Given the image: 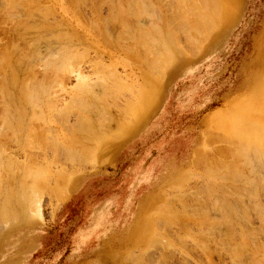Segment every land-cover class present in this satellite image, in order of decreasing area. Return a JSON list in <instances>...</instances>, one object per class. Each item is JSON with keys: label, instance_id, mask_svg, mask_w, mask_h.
<instances>
[{"label": "rangeland", "instance_id": "obj_1", "mask_svg": "<svg viewBox=\"0 0 264 264\" xmlns=\"http://www.w3.org/2000/svg\"><path fill=\"white\" fill-rule=\"evenodd\" d=\"M126 1L127 4L124 1L122 6L117 0H0V62L8 59L3 54L6 51L27 49L28 56L35 58L32 67L37 78H43L44 60L51 57L56 63L59 59L61 64L65 62L68 70L63 75L65 78L62 77L66 81L58 78L62 82L55 81L59 86L53 84L55 87L52 88L56 104L54 110L53 106L51 109L54 113L61 110V115L49 109V113L44 110L45 116H41L39 111L34 112L27 105L28 117H33L37 123L43 121L41 117L47 120L53 115L57 117L51 120L55 128L52 135L45 133L37 138L38 141L30 137L29 145L44 147L48 144L47 147L56 146V149L42 151L43 148L31 150L28 147L18 150V144L12 139L1 140L5 150H0V264H134L132 260L138 257L136 264H264V159L260 164L257 159V153L264 150V145L255 153L258 149L248 146L247 142V132L254 131L253 127L258 133H261V127L264 128V0H137L140 9L136 6L131 9V5H136L131 1L135 0ZM182 1H186L185 7L181 6ZM94 3L99 6L98 12L92 10ZM22 4L24 8L31 7L35 14L49 12L45 17L48 21L45 19V23L38 16L37 20L36 16L31 19L23 16L28 12ZM136 8L139 12L134 17ZM117 10L119 14L116 13L115 18L112 13ZM201 16L204 17L202 21ZM24 18L29 21L24 23ZM109 19V22L113 20L120 24L124 23L122 19H127L126 22L138 23L141 29L152 24L172 28L173 36L178 34L174 40L177 45L173 44L171 48L174 54L170 52L174 56L168 54V58L163 54L159 57L160 53L153 54L147 49L148 52L146 48L151 42L146 41L145 47H138L142 56L144 54L142 57L138 51H130L131 44H135L130 37V41L124 40L129 48L125 46L126 50L120 54L98 48L97 33ZM175 19L180 21L175 22ZM18 20H23V24L16 22ZM36 24L47 26L43 30L40 26L36 28ZM18 25H24L25 30L21 31ZM25 25H31V29ZM70 26L83 29L90 36L73 35ZM18 27L23 34L19 35ZM202 27L206 29V35ZM51 33L66 38L59 46L61 50L57 44H53L54 51H58L53 53L54 56L46 51V46L34 50L38 37L42 38L43 34L48 37ZM135 33L134 37L141 35L138 28ZM34 39L36 42L32 44ZM72 52L74 55L71 56ZM37 53L45 59L38 61ZM17 55H9L11 63L19 58ZM151 59L159 65L155 63V68L150 71L146 67ZM100 66L111 68L112 72L107 73ZM25 67L21 65L19 69L25 72ZM80 76L93 83L95 91L92 92L98 95H94L98 99L88 101L87 105L72 100ZM114 77H118L119 82L114 81ZM104 80L113 84L103 91L99 85ZM32 95L40 94L33 92ZM62 113H65L64 118ZM12 115L0 103L1 123L3 121L0 127L12 122ZM222 120L226 126H221L224 125ZM84 133L88 134V140L83 137ZM46 134L56 136L57 140H53L57 142ZM8 135L12 136L11 133ZM73 136L82 138L81 145L88 151L68 146L67 139ZM5 140L9 142L5 143ZM28 141L23 138L21 146L27 145ZM63 147L72 149L66 153ZM263 157H259L260 160ZM30 163L35 168L33 165L28 168ZM233 163L236 170L231 166ZM40 172H46L45 176ZM28 173H34V179L40 177L37 180H42L41 185L35 182L38 188L39 185L46 188L40 187L43 189L37 192V186L32 187L31 183H34L33 175ZM28 175L30 178L26 177ZM26 197L30 198L27 201L31 204L26 203ZM9 199L10 204L7 203ZM227 208L231 210L227 212ZM4 212L8 218L4 217ZM204 214L209 215L205 220L207 223L203 221ZM235 252L242 258L236 259Z\"/></svg>", "mask_w": 264, "mask_h": 264}, {"label": "bare ground", "instance_id": "obj_2", "mask_svg": "<svg viewBox=\"0 0 264 264\" xmlns=\"http://www.w3.org/2000/svg\"><path fill=\"white\" fill-rule=\"evenodd\" d=\"M15 1V0H14ZM119 0H117V3H120V2H122V1H120V2H118ZM125 2H126V4H127V1L126 0H124ZM123 1V2H124ZM129 1H131V0H129ZM163 1V0H162ZM196 1V0H195ZM199 1V0H198ZM206 1H208V0H206ZM21 2H23V1H21ZM27 2H28V0H27ZM96 2V1H95ZM105 2V1H104ZM123 2H122V4L120 3V5H122L123 6ZM138 1L137 0H135V2H133V1H131V4L132 3H135L136 5H131L132 7H131V9H133V7H137L138 6V3H137ZM142 2V1H141ZM169 2V1H168ZM173 2V1H172ZM184 2H186V1H182V3L181 4H183ZM200 2V1H199ZM202 2H203V0H202ZM16 3V2H15ZM26 3V2H25ZM113 5H114V3L113 2H111ZM129 3V2H128ZM140 3V2H139ZM144 3H146V2H144ZM191 3V2H190ZM205 3V2H204ZM208 3V2H207ZM219 3V2H218ZM12 4H14V2L12 3ZM20 4V3H19ZM27 4H29V3H27ZM147 4H149V2H147ZM172 4V3H171ZM180 4V3H179ZM187 3H185V5H186ZM192 5H193V2L191 3ZM201 4V3H200ZM9 5H11V4H9ZM31 6L33 5V2H32V4H30ZM40 5V4H39ZM120 5L119 4H117V6H119L120 7ZM166 5V4H165ZM177 5V4H176ZM185 5L183 4V5H181V6H184L185 7ZM188 5H190L189 3H188ZM186 6L187 8L189 7L190 8V6ZM191 5V8H193L194 6H192ZM21 6V5H20ZM26 6V5H25ZM37 6V5H36ZM36 6H34V7H36ZM41 6V5H40ZM39 6V7H40ZM77 6V5H76ZM79 6V5H78ZM108 6V5H107ZM122 6H121V10H120V14L122 15V13H124V11H123V8H122ZM141 6V5H140ZM202 6H204V4H202ZM206 7H207V5H205ZM216 6V5H215ZM219 6H220V3H219ZM22 8H24L23 7V4H22V6H21ZM47 7V6H46ZM110 7V6H109ZM113 8H115L114 6H112ZM125 7V6H124ZM139 7V6H138ZM137 7V8H138ZM151 7V6H150ZM166 7V6H165ZM168 7V6H167ZM196 7V6H195ZM197 7H198V5H197ZM210 7V6H209ZM31 8V7H30ZM30 8H24L28 13L25 15H23V16H26V17H28L29 19H31V18H33L34 16H36V17H34V18H36V20L38 19V17H39V19H40V17H41V19L43 18L44 19V22H45V19L48 17V15H49V12H43L42 14L40 13V11L38 12V13H36V14H38V15H36L35 14V12H32V10L30 9ZM98 8H99V6L98 5H96V3H94V8L92 9V10H94V11H96V12H98ZM117 8V7H116ZM136 8V10H137V12H135V9H134V12H135V14H134V12H133V14L135 15L134 17H136V13L138 14V12H139V10L138 9H140V8H138L137 9ZM181 8V7H180ZM186 8V9H187ZM189 8H188V10H189ZM199 8V7H198ZM211 8V7H210ZM125 9V8H124ZM130 9V10H131ZM144 9V8H143ZM151 9V8H150ZM185 9V8H184ZM193 9H197V8H193ZM201 8H199V10H200ZM209 9V8H208ZM213 9V8H212ZM211 9V10H212ZM217 9H219V7L217 8ZM217 9H214V11L215 10H217ZM24 10V11H25ZM39 10V9H38ZM149 10V9H148ZM167 10V9H166ZM169 10V9H168ZM171 10V9H170ZM182 11H184L183 9H181ZM181 10H179L180 12H181ZM188 10H186V11H188ZM192 10V9H191ZM17 11V10H16ZM23 11V10H22ZM23 11V12H24ZM43 11H46V10H44L43 9ZM48 11V10H47ZM115 11V10H114ZM150 11V10H149ZM185 11V12H186ZM196 11V10H195ZM219 11V10H218ZM22 12V13H23ZM41 12H42V10H41ZM122 12V13H121ZM131 12H132V10H131ZM155 12V11H154ZM169 12V11H168ZM180 12H178V13H180ZM199 12V11H198ZM209 12V11H208ZM216 12V11H215ZM214 12V13H215ZM77 13V12H76ZM119 14V12H118V10H117V12H114V13H112V15L115 17V14ZM183 13V12H182ZM189 13V12H188ZM194 13V12H193ZM197 13V12H196ZM210 13V12H209ZM213 13V12H212ZM216 13H218V12H216ZM222 13V12H221ZM35 14V15H34ZM111 14V13H110ZM154 14V13H153ZM169 14V13H168ZM175 14V13H174ZM187 14V13H186ZM190 14V13H189ZM99 15V14H98ZM120 15V17H122ZM131 15H132V13H131ZM170 15V14H169ZM173 15V14H172ZM171 15V16H172ZM176 15H177V13H176ZM176 15H174L175 17H176ZM196 15V14H195ZM200 15V14H199ZM202 15V14H201ZM204 15V14H203ZM217 15V14H216ZM38 16V17H37ZM47 16V17H46ZM168 16V15H167ZM171 16H170V18H171ZM182 16H184V15H182ZM191 16V15H190ZM197 16V15H196ZM195 16V17H196ZM46 17V18H45ZM107 17V16H106ZM112 16H110V18H111ZM114 17H112V19L114 18ZM117 17H118V15H117ZM120 17H118V18H120ZM132 17V16H131ZM138 17V16H137ZM173 17V16H172ZM180 17V16H179ZM186 17H189V16H186ZM194 17V15H193V18H195ZM221 17V16H220ZM104 18V17H103ZM116 18V17H115ZM124 18V17H123ZM126 18V17H125ZM129 17H127V19H128ZM167 18H169V16L167 17ZM177 18H178V16H177ZM191 17H189L188 19H190ZM192 18V19H193ZM203 18L204 17H202L201 16V21L203 20ZM217 18V17H216ZM24 19H26V21L24 20V23L26 22H28L29 21V19H28V21H27V18H24ZM93 19V18H92ZM127 19L125 20H123L122 19V21H124V23L122 22L121 24L118 22H115V21H113L112 20V22H109L110 21V19L108 20V22H106L104 25H101V27L99 28L100 30L98 31V35H99V42H100V46L99 45H97V46H99L98 48H100V47H102V49L104 48V50L105 49H110V51H111V53H113V54H115V55H117V53L119 52V54H120V52H122V51H124V50H126L125 49V46H127L125 43H124V40L126 39H128V37H130V39H131V41H133V40H135V44H131V45H133V46H131L130 47V51L131 52H135V51H138L137 53H139V55L141 54L140 53V48L138 49V47L139 46H143V47H145L144 46V44L146 43V41H149V42H151V44H149V48H146V50L147 49H149V51L150 52H152L153 54L154 53H160V54H162V56H160V54H159V57H163L165 54V57L169 54L170 55V52L172 51V46H174L173 44H176L175 42H174V40H175V37H176V35L178 36V34H176L175 36H173L174 34L172 33V28L170 29L169 27H166V28H159V26L157 25V24H152L149 28H146V29H141L140 28V26L139 25H137L136 23L134 24V22L133 21H130L129 22V20H128V22H126L127 21ZM131 19V18H130ZM187 19V18H186ZM186 19H184L185 21H186ZM187 19V20H188ZM206 19H208L209 20V18H206ZM220 19V18H219ZM33 20V19H32ZM47 20V19H46ZM171 20H172V18H171ZM171 20H169L168 19V22L169 21H171ZM181 20H182V17H181ZM197 20H198V18H197ZM23 20H21V22H20V20H18V21H16V22H18V23H22L23 24V22H22ZM48 21V20H47ZM46 21V22H47ZM178 21V20H177ZM176 21V19H175V22H177ZM180 21V20H179ZM178 21V22H179ZM185 21H182V23L184 22L185 24H187ZM190 21H193V20H191L190 19ZM189 21V22H190ZM199 21V20H198ZM212 21V20H211ZM33 22H34V20H33ZM38 21H36V23H37ZM40 22H42V21H40ZM40 22H38V24H40ZM45 22V23H46ZM96 22V21H95ZM94 22V23H95ZM160 22V21H159ZM167 22V23H168ZM172 22H174L173 20H172ZM200 22V21H199ZM208 22V21H207ZM17 23V24H18ZM35 23V22H34ZM170 24H171V22H169ZM181 23V24H182ZM192 23H195V21L194 22H192ZM196 23H197V21H196ZM215 23V22H214ZM21 24V25H22ZM60 24V23H59ZM103 24V23H102ZM184 24V25H185ZM198 24V23H197ZM197 24H195V26H197ZM207 24V23H206ZM211 24H212V22H211ZM15 25V24H14ZM21 25H18V26H20L21 28L24 26H21ZM37 25V24H36ZM169 25V24H168ZM167 25V26H168ZM172 25V24H171ZM193 25V26H192ZM191 26L192 27H194V24H192ZM217 25V24H216ZM25 26H27L28 28H30L31 29V25H30V27L28 26V25H25ZM38 26H40V25H37L36 26V28H38ZM43 26V27H42ZM42 26H40L41 28H43V30L46 28V26L45 25H43L42 24ZM155 26H157V27H155ZM174 27H175V25H173ZM172 26V27H173ZM179 26H180V24H179ZM178 26V27H179ZM199 26V25H198ZM203 26H204V24H203ZM208 26H211V25H208ZM16 27H17V25H16ZM20 27H18V30L20 31ZM45 27V28H44ZM71 28H72V31H71V33L73 34H78V35H81L82 37H85V36H90L89 34H87V33H84V30L83 29H80V28H76V27H73V26H70ZM95 27V26H94ZM152 27V28H151ZM173 27V28H174ZM186 27V26H185ZM190 27V26H189ZM33 28V27H32ZM34 28H35V26H34ZM33 28V29H34ZM136 28H138V33L139 34H141V35H138V38H139V40H138V38L137 37H134L133 36V34H135V35H137L136 33H135V30H136ZM180 28V27H179ZM183 28V27H182ZM188 28V27H187ZM186 28V29H187ZM196 28V27H195ZM93 29V28H92ZM135 29V30H134ZM198 29H200V28H198ZM202 29H204L203 27L201 28V30ZM209 29H210V27H209ZM209 29L207 30V31H209ZM212 29V28H211ZM25 30V29H24ZM23 30V28H22V30L21 31H24ZM27 30H29V29H27ZM180 30V29H179ZM183 30H185V28L183 29ZM191 30H193L192 28H191ZM205 31H204V33L206 32V29H204ZM21 31L19 32V35H21V34H23V32L21 33ZM30 31V30H29ZM66 31H68V30H66ZM65 31V33H67L68 34V32H66ZM94 31H96L95 29H94ZM133 31H134V33H133ZM140 31V32H139ZM174 31V30H173ZM18 32V31H17ZM26 32V31H25ZM28 32V31H27ZM76 32V33H75ZM187 32H189V29L187 30ZM194 32V31H193ZM196 32H198V31H196V29H195V32L194 33H196ZM203 32V31H202ZM43 33V32H42ZM129 33H132V35L130 36V34ZM176 33V32H175ZM181 33V32H180ZM186 33V32H185ZM184 33V34H185ZM211 33V32H210ZM26 34V33H25ZM45 34V33H44ZM43 34V36H42V38H39L38 36V39H40V40H38L37 38V43H35V45H34V50H38V49H40L42 46H46L48 49L46 50V51H50V53L53 55V53L54 54H56L57 52H55L54 51V45L53 44H57L58 45V47L60 46V44H62V43H65V37H62V35H56V36H53V34L51 33V35L50 36H46V35H44ZM73 34V35H74ZM142 34H144V35H142ZM188 34V33H187ZM191 34H192V32H191ZM197 34V33H196ZM72 35V37H74ZM205 35H206V33H205ZM133 36V37H132ZM184 36V35H183ZM187 36V35H186ZM194 36H196V35H194ZM202 36V35H201ZM200 36V37H201ZM75 37H77V36H75ZM93 37V36H92ZM114 37H116V38H114ZM189 38H190V36H188ZM203 37H204V35H203ZM21 38H23V36H21ZM102 40H101V39ZM180 38V37H179ZM196 38H197V36H196ZM24 39H25V35H24ZM117 39V40H116ZM130 39H128L129 41H130ZM192 39V38H191ZM205 39V38H204ZM35 40V39H34ZM32 41V44H33V42H36V40L35 41ZM76 40V39H75ZM78 40H79V37H78ZM77 40V41H78ZM206 40V39H205ZM23 41V40H22ZM26 41V40H25ZM129 41H127V42H129ZM203 41V40H202ZM67 42V41H66ZM71 42V41H70ZM134 42V41H133ZM191 42V41H190ZM23 43H26V42H23ZM28 43H26V45H27ZM79 44V43H78ZM99 44V43H98ZM188 44V43H187ZM193 44H194V42H193ZM197 44V43H196ZM129 45H130V43H129ZM177 45V44H176ZM189 45V44H188ZM11 46V45H10ZM68 46H70V45H68ZM12 47V46H11ZM25 47H27V46H25ZM57 47V46H56ZM65 47V46H64ZM93 47V46H92ZM128 48H129V46H127ZM195 47H197V46H195ZM30 50L32 49V48H30V47H28ZM44 48V50H45V47H43ZM97 47H96V49H97V51L98 50H100V49H98ZM192 48V47H191ZM12 49V48H11ZM26 49V48H25ZM59 49H60V47H59ZM62 49H63V47H62ZM138 49V50H137ZM174 49V48H173ZM197 49V48H196ZM199 49V48H198ZM201 49V48H200ZM23 50V49H22ZM21 49H15V48H13L12 50H10V51H6L5 53H3L4 55H7V57H8V59L6 60H4L3 62L1 61L0 62V82L2 83V85H1V87H0V103H2V105H3V107L5 108V110L7 109L8 111H10L12 114H14V115H12L13 116V121L12 122H8V124H6L5 125V123H4V125L5 126H2V127H0V150H5V146L4 145H2L3 144V141H1L2 139L4 140V139H12L13 140V142H15L16 144H18V147L17 148H19L18 150H26L28 147L29 148H32L31 150H33V149H35V148H37V149H40V148H43L42 149V151L44 150V149H49L50 148V150H51V148H52V146L51 147H47V145L46 146H44V147H40V146H38V147H35L34 145L32 146V145H29V143L31 142V140L30 141H28V138H30V137H32V139L34 140L35 138H36V140H37V138H39L41 135H45V133H48V134H51L53 131H54V125H53V123H51V120L53 119V117H54V119L55 118H57V117H55V115H53V117H52V119L51 120H49L50 118L48 117V120L46 119V118H44V117H41L40 119H42L43 118V121L42 120H40V121H42V122H40V123H37V122H35V121H37V120H34L33 119V117L32 118H30V117H28L29 116V112H30V110H28V106L30 107V109H32V111H39V112H37V113H39V114H41V116L44 114V110L45 111H47L48 112V110L50 109V111L52 112V109H51V107L53 106V110H54V107H55V100H53V97L55 96V92H53L54 90H52V88H53V84H56L55 83V81L57 82V81H59V80H57L58 78H61V79H63V78H65L63 75H65L66 74V72L68 71L66 68H65V66H64V63L63 64H61L62 62H60V59H59V61L58 62H60V63H56V61L54 60V58H53V60L51 61V59H52V57L51 58H49V60H44L41 56L39 57V54L38 53H40V52H38L37 53V56H35L36 58H38V61H40V60H44L45 62H46V64H45V62L43 61V63L45 64V66H46V71H44L43 70V72H45V74L44 73H42L41 75H43V78L41 77V78H37V76H36V73H35V71H34V68L32 67V65H33V61H34V59L35 58H31V55L30 56H28V54H27V49L26 50H24V51H22ZM61 50V49H60ZM175 50V49H174ZM48 51V52H49ZM53 51V52H52ZM69 51V50H68ZM75 51V50H74ZM143 51V50H142ZM148 51V50H147ZM148 51V52H149ZM155 51V52H154ZM145 52V51H144ZM144 52H142V53H144ZM147 52V53H148ZM194 52V51H193ZM47 53V52H46ZM49 53V54H50ZM172 53H173V51H172ZM18 54V55H17ZM30 54V53H29ZM50 54V55H51ZM71 54H73V52L72 53H70V55ZM112 54V55H113ZM118 54V55H119ZM164 54V55H163ZM174 54V53H173ZM170 55V57L171 56H174V55ZM176 54V53H175ZM9 55H11V56H15V55H17V56H19V58H17L16 60H15V62H12L11 63V60H10V56ZM48 55V54H47ZM74 55V54H73ZM105 55V54H104ZM110 55V54H109ZM138 55V54H137ZM43 56V55H42ZM54 56V55H53ZM72 56V55H71ZM141 56H142V54H141ZM143 56H144V54H143ZM142 56V57H143ZM16 57V56H15ZM44 57H45V55H44ZM47 57V56H46ZM50 57V56H49ZM131 57V56H130ZM140 57V56H139ZM138 57V58H139ZM141 57V58H142ZM146 57V56H145ZM168 57V56H167ZM58 58H60V57H58ZM57 58V59H58ZM71 58V57H70ZM73 58V57H72ZM95 58V57H94ZM133 58V57H132ZM148 58V57H147ZM152 58V57H151ZM153 58H154V56H153ZM152 58V59H153ZM169 58V57H168ZM4 58H2V60H3ZM48 59V58H47ZM56 59V58H55ZM56 59V60H57ZM143 59H145V58H143ZM148 60L147 61V69H150V71L152 70V69H154L155 68V63L156 62H154L153 60ZM142 60V59H141ZM145 61V60H144ZM165 61V60H164ZM169 61V60H168ZM36 62V61H35ZM41 62V61H40ZM48 63H49V65H48ZM87 63V62H86ZM97 63V62H96ZM126 63V62H125ZM144 63V65L146 66V64H145V62H143ZM142 63V64H143ZM41 64V63H40ZM129 64V63H128ZM127 64V65H128ZM156 64H158V62L156 63ZM21 65H26V67L25 68H27V70L25 71V72H23L24 70H20L21 68ZM159 65V64H158ZM157 65V66H158ZM94 66V65H93ZM96 66H97V64H96ZM34 67H36V65L34 66ZM66 67H68L67 65H66ZM160 67V69H161V65L159 66ZM159 67H157V68H159ZM20 68V69H19ZM71 68V67H70ZM79 68V67H78ZM77 68V69H78ZM100 68L102 69V70H107V73H110L109 71H111L112 72V70H111V68L110 69H105L106 67H101L100 66ZM108 68V67H107ZM72 69V68H71ZM71 69H69L70 71H69V73H71ZM80 69V68H79ZM96 69V68H95ZM114 70V69H113ZM80 71V70H79ZM103 71V72H104ZM21 72H22V74H21ZM74 72H76V71H74ZM99 72V71H98ZM101 72V71H100ZM83 73V72H82ZM106 73V72H105ZM107 73H106V75H107ZM115 73V72H114ZM151 73V72H150ZM77 74V73H76ZM153 75H154V73H152ZM111 75H112V73H111ZM84 76V75H83ZM114 76H115V74H114ZM137 76V75H136ZM63 77V78H62ZM67 77V76H66ZM86 77V76H85ZM108 77V76H107ZM106 77V78H107ZM111 77V76H110ZM164 77V76H163ZM80 79H81V76L79 77ZM89 78V77H88ZM105 78V77H104ZM109 78V77H108ZM162 78V77H161ZM83 79H86V81L85 80H83ZM83 79H81L80 81H78L79 83H77L78 84V89H76L75 90V92L72 94V100H75V101H77V102H79V103H84L83 105H87L86 103L88 102V101H92V100H94V99H98V97H96V96H94V95H97L95 92H94V94H93V92H92V90H94L95 88H93V83H90V81L88 82L87 81V77L86 78H83ZM110 79V78H109ZM64 80V82L66 81L65 79H63ZM113 80L114 81H116V82H119V80H118V77H117V79H116V77H114L113 78ZM103 81V80H102ZM111 81H112V77H111ZM110 81V82H111ZM59 82H62V80H60ZM110 82H108L107 80H104V82H103V84L102 85H99V86H101V88L100 89H102L103 88V91L104 90H107V88H108V85H110L111 83ZM113 82V81H112ZM101 83V82H100ZM115 83V82H114ZM96 84V83H95ZM113 84V83H112ZM111 84V85H112ZM59 86V84L57 83L56 84V86ZM110 85V86H111ZM95 86V85H94ZM3 87L5 88V89H3ZM55 87V86H54ZM62 87V86H61ZM76 88H77V85H76ZM93 88V89H92ZM112 88V87H111ZM60 89V88H59ZM112 90V89H111ZM95 91V90H94ZM113 91V90H112ZM33 92H36V93H39L40 95H37V96H34V95H32L33 94ZM154 92V91H153ZM106 93H109V92H106ZM117 93V92H116ZM122 94V93H121ZM98 96V95H97ZM116 97V96H115ZM95 101V100H94ZM94 101H92V102H94ZM96 101H98V100H96ZM73 103H75V102H73ZM96 103V102H95ZM97 103H99V102H97ZM29 104V105H28ZM58 104V103H57ZM71 104H72V101H71ZM92 104H94V103H92ZM28 105V106H27ZM73 105V104H72ZM71 105V106H72ZM97 105V104H96ZM76 106V105H75ZM78 107V106H77ZM67 108H69V107H67ZM67 108H66V110H67ZM95 108V107H94ZM97 108H99V107H97ZM101 108V107H100ZM3 109V108H2ZM60 109H62V108H60ZM59 109V110H60ZM55 110H56V108H55ZM63 110V109H62ZM65 110V109H64ZM61 111V110H60ZM60 111H58L57 110V112H52V113H54V114H58V115H61V112ZM63 112V111H62ZM65 112V111H64ZM49 113V112H48ZM48 113H47V115H48ZM2 114V113H1ZM4 114V113H3ZM63 114H65V113H62V117L64 118V116H63ZM38 115V114H37ZM51 115V114H50ZM67 115V114H66ZM226 115V114H225ZM36 116V115H35ZM44 116H45V114H44ZM57 116V115H56ZM219 116V115H218ZM4 117H5V114H4ZM7 117V116H6ZM61 117V116H60ZM60 117H58V118H60ZM62 117H61V119H62ZM35 118V117H34ZM220 119V117H217V119ZM222 118H224V116L222 117ZM35 119H37V118H35ZM238 119V118H237ZM100 120V119H99ZM224 120V119H223ZM222 120V122H223V124H224V121ZM233 120V119H232ZM52 121H54V120H52ZM65 121H66V119H65ZM217 121V120H216ZM215 121V122H216ZM226 121V120H225ZM231 121V120H230ZM229 121V122H230ZM234 121V120H233ZM232 121V122H233ZM63 122V121H62ZM61 122V123H62ZM87 122H89V119H88V121H86V124H87ZM222 122H220V123H222ZM227 122V121H226ZM0 123H1V120H0ZM90 123H92V122H90ZM101 123V122H100ZM103 123V122H102ZM218 123V122H217ZM236 122H234V124H235ZM3 124V121H2V123H1V125ZM83 124V123H82ZM104 124V123H103ZM229 124V123H228ZM239 124V123H238ZM0 125V126H1ZM64 125V124H63ZM93 125V124H92ZM91 125V126H92ZM123 125V124H122ZM244 125V124H243ZM66 126H67V124H66ZM82 126V125H81ZM221 126H226L225 124L224 125H221ZM220 126V127H221ZM235 126H236V124H235ZM78 127V126H77ZM90 127V126H89ZM104 127V126H103ZM217 127V126H216ZM70 128V127H69ZM68 128V129H69ZM84 128V127H83ZM253 129H254V131L252 130V132L250 131V132H247L248 133V137H247V142L249 141V144H248V146L249 145H251L253 148H257L258 150L257 151H255V153L256 152H260L259 151V149H261L262 148V145H264L262 142V139H263V137H264V135H262V134H264V128L263 127H261L260 129H261V133H258L259 131H257L256 129L257 128H254L253 127ZM65 130H67V128L65 129ZM69 130H71V128L69 129ZM80 130V132H81V129H79ZM91 130V129H90ZM210 132V131H209ZM226 132V131H225ZM9 133H11L12 134V136H9L8 134ZM83 133V132H82ZM89 133H90V131H89ZM93 133V132H92ZM91 133V134H92ZM47 135V134H46ZM52 135V134H51ZM86 135H88V134H86ZM86 135H85V133H84V136L83 135H81V136H83L85 139H87L88 140V137H86ZM94 135V134H93ZM241 135H243V134H241ZM48 137H51L52 138V141H55V140H53V139H56V136H50V135H47ZM240 136V135H239ZM9 137V138H8ZM34 137V138H33ZM66 137V136H65ZM232 137V136H231ZM241 137H244V136H241ZM23 138H25V139H27V141H28V144L27 145H23V146H21V144H22V142H21V140L23 139ZM47 138V137H46ZM46 138H45V141H46ZM77 138H78V136H77ZM76 138V136H73V137H69L67 140L70 142V145H68V146H70V147H72L73 149L75 148V149H86L87 150V148H84L82 145H83V143L82 142H80L81 140H83L82 138L81 139H77ZM80 138V137H79ZM231 139V138H230ZM235 139V138H234ZM8 140H5V143H6V141H8ZM39 140V139H38ZM37 140V141H38ZM47 140H48V138H47ZM57 140V139H56ZM264 140V139H263ZM11 141V140H10ZM59 141V140H58ZM231 141H233L232 139H231ZM9 142V141H8ZM12 142V141H11ZM44 142V141H43ZM55 142H57V141H55ZM64 142H66V141H64L63 140V143ZM89 142V141H88ZM233 142H235V141H233ZM237 142V141H236ZM240 142V141H239ZM243 142V141H242ZM242 142H240L241 144H242ZM26 143V142H25ZM34 143V142H33ZM46 143H48V141H46ZM81 143H82V145H81ZM90 143V142H89ZM244 143V142H243ZM10 144V143H9ZM31 144V143H30ZM54 144H56V143H54ZM58 144H59V142H58ZM58 144H57V146H58ZM245 144V143H244ZM7 145V144H6ZM29 145V146H28ZM39 145H42V143L41 142H39ZM50 145H51V143H50ZM60 145V144H59ZM243 145V144H242ZM239 146V145H238ZM247 146V147H248ZM45 147H47V148H45ZM55 147V149H56V146H53V148ZM77 147H79V148H77ZM240 147H242V146H240ZM259 147V148H258ZM53 148H52V151H53ZM67 148V147H66ZM65 147H63V151L65 152V150H66V153L69 151L68 149H72V148H67L66 149ZM243 148V147H242ZM251 148V147H250ZM8 148H6V150H7ZM57 149H58V147H57ZM65 149V150H64ZM238 149V148H237ZM262 149H264V148H262ZM261 149V150H262ZM9 150V149H8ZM30 150V151H31ZM58 150H60V147H59V149ZM68 150V151H67ZM35 151V150H34ZM63 151H60V152H63ZM73 151V150H72ZM88 151V150H87ZM230 151V150H229ZM55 152V151H54ZM59 152V151H58ZM63 152V153H64ZM197 152V151H196ZM237 152H239V151H237ZM240 152H241V149H240ZM239 152V153H240ZM248 152V151H247ZM252 152H254V150L252 151ZM263 153H264V150L262 151ZM262 152H260V154H258L257 153V155H259V157H261V156H264V155H262ZM2 153V152H1ZM52 153V152H51ZM56 154H55V156L57 155V152H55ZM85 153H86V151H85ZM229 153V152H228ZM239 153H237V155L239 154ZM65 154V153H64ZM71 154H73V153H71ZM233 154H235V153H233ZM241 154V153H240ZM3 155V154H2ZM74 155V154H73ZM88 155V154H87ZM197 155V154H196ZM204 155V154H203ZM245 155H246V152H245ZM256 155V156H257ZM236 156V155H235ZM240 156V155H239ZM244 156V155H243ZM256 156H255V158H256ZM2 157V156H1ZM66 157V156H65ZM71 157V156H70ZM199 157V156H198ZM201 157V156H200ZM234 157V156H233ZM258 157V156H257ZM257 158V159H259L258 161V163L260 164L261 163V161L264 159V157L260 160V158ZM81 158V157H80ZM235 158V157H234ZM50 159H51V157H50ZM76 159V158H75ZM239 159V158H238ZM238 159H236V161L238 160ZM243 159V158H242ZM245 159V158H244ZM257 159L255 160L256 162H257ZM57 160V159H56ZM209 160V159H208ZM245 161V160H244ZM247 161V160H246ZM264 161V160H263ZM28 162H29V160H28ZM8 163H9V165H10V160L8 161ZM12 163V162H11ZM66 163H68V162H66ZM70 163V162H69ZM87 163V162H86ZM235 164H236V162H234ZM233 163V165H231V166H233V168L236 170L237 169V167H235L236 165ZM264 163V162H263ZM27 164H29V163H27ZM82 164V163H81ZM206 164V163H205ZM210 164V163H209ZM251 164V163H250ZM258 164V165H259ZM14 165V164H13ZM12 165V166H13ZM26 165V164H25ZM31 165H33L34 166V164L33 163H30V165H27V167L29 168V166L31 167ZM44 165V164H43ZM204 165V164H203ZM215 165V164H214ZM235 165V166H234ZM237 165H239V164H237ZM7 166V165H6ZM32 166V167H33ZM39 166V165H38ZM221 166V165H220ZM260 167H263V164L262 165H259ZM17 167V166H16ZM239 167V166H238ZM22 168V167H21ZM33 168H35V166L33 167ZM33 168H30V169H33ZM38 168V167H37ZM63 168H65V167H63ZM196 168V167H195ZM223 168V167H222ZM232 168V167H231ZM25 169V168H24ZM27 169V168H26ZM11 170V169H10ZM9 170V171H10ZM13 170V169H12ZM233 170V169H232ZM235 170H233V172H237V171H235ZM22 171V170H21ZM40 171V170H39ZM219 171V170H218ZM215 172V171H214ZM7 173V172H6ZM12 173V172H11ZM20 173V172H19ZM39 173V172H38ZM41 173V172H40ZM46 173V172H45ZM45 173L43 172V173H41V174H44V176H45ZM211 173V172H210ZM250 173V172H249ZM9 174H10V172H9ZM30 176L31 175H33V174H30V173H28ZM235 174H237V173H235ZM7 175V174H6ZM12 175V174H11ZM15 175V174H14ZM13 175V176H14ZM29 175L28 176H26V177H29ZM60 175V174H59ZM65 175V174H64ZM231 175V174H230ZM252 175V174H251ZM20 176H22V174L20 175ZM43 176V178H45ZM47 176V175H46ZM237 176V175H236ZM8 177V176H7ZM10 177V176H9ZM31 177H33L32 179V181H34V183L33 182H31L32 183V185L30 184V183H25V182H23V183H25V184H30L32 187H34V184H35V182H37V185H38V183L40 182V185H41V181H38V180H40L39 178V176L38 177H36L35 176V179L37 180V181H35V179H34V175L33 176H31ZM12 178V177H11ZM30 178V177H29ZM236 178V177H235ZM28 179V178H27ZM46 179V178H45ZM45 179H43L44 181V183H45ZM245 180V179H244ZM27 181H31V180H27ZM242 181V180H241ZM43 183V184H44ZM1 184V183H0ZM22 184V183H21ZM249 184V183H248ZM36 185V184H35ZM36 185V186H37ZM39 185V188L40 187H43V186H45V185H42V186H40ZM54 186V185H53ZM22 187H24L25 188V186H22ZM27 188V187H26ZM38 188V186H37V189H36V187H35V189L36 190H38L39 189ZM43 188H46V186L45 187H43ZM43 188H41V189H43ZM62 188V187H61ZM61 188H58V189H61ZM6 189V188H5ZM41 189H39L40 191H41ZM47 189H48V187H47ZM49 189H51L52 190V188L51 187H49ZM20 190H22V189H20ZM28 190V189H27ZM39 190L37 191V192H39ZM177 190V189H176ZM201 190V189H200ZM199 190V191H200ZM234 190V189H233ZM235 190H237V189H235ZM23 191H24V189H23ZM34 191V190H33ZM62 191V190H61ZM205 191V190H204ZM210 191V190H209ZM60 192V191H59ZM198 192V191H197ZM208 192V191H207ZM255 192V191H254ZM5 193V192H4ZM9 193V192H8ZM28 193V192H27ZM209 193V192H208ZM238 193V192H237ZM236 193V194H237ZM19 194V193H18ZM29 194V193H28ZM61 194V193H60ZM207 194V193H206ZM6 195H8V196H10V194H7L6 193ZM5 195V196H6ZM52 195V194H51ZM205 195V194H204ZM239 195V194H238ZM248 195V194H247ZM27 196V195H26ZM245 196V195H244ZM243 196V197H244ZM251 196V195H250ZM18 197H19V195H18ZM43 197V196H42ZM61 197V196H60ZM63 197V196H62ZM254 197V196H253ZM8 199V197L6 196L5 197V199ZM11 198V197H10ZM256 198V197H255ZM255 198H253V199H255ZM4 199V198H3ZM26 199V203H29L27 200H29L30 198H25ZM177 201V200H176ZM198 201V200H197ZM222 201V200H221ZM169 202V201H168ZM178 202V201H177ZM229 202V201H228ZM7 203H11L10 202V199H9V201H7ZM16 203V202H15ZM36 203V202H35ZM34 203V204H35ZM29 204H31V203H29ZM33 204V203H32ZM170 204V203H169ZM224 204V203H223ZM222 204V205H223ZM27 205V204H26ZM37 205V204H36ZM212 205V204H211ZM226 205H227V203H226ZM4 206H6V204L4 205ZM225 206V205H224ZM236 206V205H235ZM8 207V206H7ZM12 207V206H11ZM31 207H32V205H31ZM164 207H165V205H164ZM222 207V206H221ZM227 207H228V205H227ZM247 207V206H246ZM6 208V207H5ZM2 209H4V207L2 208ZM31 209V208H30ZM161 209H163V208H161ZM165 209V208H164ZM163 209V210H164ZM175 209V208H174ZM240 209V208H239ZM263 209V208H262ZM35 210V209H34ZM197 210V209H196ZM220 210V209H219ZM223 210V209H222ZM227 210H228V208H227ZM229 210H231L230 208H229ZM229 210L227 211V212H229ZM3 211H5V209L3 210ZM7 211V210H6ZM25 211V210H24ZM33 211V210H32ZM37 211V210H36ZM169 211V210H168ZM203 211H204V209H203ZM225 211H226V206H225ZM224 211V212H225ZM247 211H248V209H247ZM2 212V211H1ZM26 212V211H25ZM197 212H198V210H197ZM226 212V213H227ZM235 212V211H234ZM6 212H4L3 213V215L5 214ZM15 213V212H14ZM41 214V213H40ZM160 214V213H159ZM202 214V213H201ZM228 214V213H227ZM231 214V213H230ZM247 214V213H246ZM6 215V214H5ZM4 215V217L5 218H8L7 216H5ZM205 215V214H204ZM220 215V214H219ZM229 215V214H228ZM227 215V216H228ZM14 216H15V214H14ZM207 216H209V215H207ZM207 216L205 215V219L203 218V221H205L206 219H209V218H207ZM221 216H223V215H221ZM220 216V217H221ZM225 216H226V214H225ZM249 216V215H248ZM3 217V218H4ZM178 217H180V216H178ZM241 217V216H240ZM159 218V217H158ZM192 218V217H191ZM212 218V217H211ZM224 217H222V219H223ZM227 218V217H226ZM245 218V217H244ZM190 219V218H189ZM193 219V218H192ZM197 219H199V218H197ZM202 218H200V220H201ZM214 219V218H213ZM212 219V220H213ZM231 219V218H230ZM3 220H6V219H3ZM146 220V219H145ZM156 220V219H155ZM183 220V219H182ZM186 220H188V219H186ZM185 220V221H186ZM224 220H226V219H224ZM228 220V219H227ZM248 220V219H247ZM2 221V220H1ZM192 221V220H191ZM199 221V220H198ZM202 221V220H201ZM200 221V222H201ZM208 221V220H207ZM230 221V220H229ZM153 222V221H152ZM155 222V221H154ZM195 222H197L196 220H195ZM206 222V221H205ZM227 222V221H226ZM232 222V221H231ZM183 223V222H182ZM207 223V222H206ZM222 223V222H221ZM229 223V222H228ZM214 224H216L215 222H214ZM224 224V223H223ZM165 225V224H164ZM213 225V224H212ZM200 226H202V224L200 225ZM214 226V225H213ZM229 226H230V224H229ZM152 227H154V225L152 226ZM159 227V226H158ZM200 229V228H199ZM169 230V229H168ZM198 232V231H197ZM155 233V232H154ZM174 233V232H173ZM153 234V233H152ZM151 234V235H152ZM235 234V233H234ZM239 234V233H238ZM233 235V234H232ZM237 235V234H236ZM250 235V234H249ZM252 237V236H251ZM245 239V238H244ZM191 240V239H190ZM241 240V239H240ZM235 241V240H234ZM246 241V240H245ZM208 242V241H207ZM222 242V241H221ZM153 244V243H152ZM158 245V244H157ZM194 245V244H193ZM192 245V246H193ZM244 245V244H243ZM248 245V244H247ZM258 245V244H257ZM241 246V245H240ZM245 246V245H244ZM148 247H150V246H148ZM247 246H245V248H246ZM158 248V247H157ZM199 248V247H198ZM242 248V247H241ZM244 248V247H243ZM249 248H250V246H249ZM240 249V248H239ZM241 250V249H240ZM246 250V249H245ZM244 249L242 250V251H245ZM251 250V249H250ZM264 250V249H263ZM240 252V251H239ZM238 252V253H239ZM146 253V252H145ZM143 254V253H142ZM141 254V255H142ZM149 254V253H148ZM244 254H246V252L244 253ZM251 254V253H250ZM253 254V253H252ZM255 254V253H254ZM160 255V254H159ZM168 256V255H167ZM234 256V255H233ZM235 256H236V259H237V257L239 258V256H241L240 258H242V255L240 254V255H236V252H235ZM155 257V256H154ZM136 258V257H135ZM148 258H149V256H148ZM150 258H151V256H150ZM171 258V257H170ZM235 258V257H234ZM251 258V257H250ZM253 258V257H252ZM251 258V259H252ZM130 259V258H129ZM137 260H139V257H138V259H135V260H132V261H134L133 263L134 264H136L135 262L137 261ZM163 260V259H162ZM131 261V262H132ZM154 261H156V260H154ZM167 261V260H166ZM138 262V261H137ZM162 262V261H161ZM165 262V261H164ZM140 264V263H139Z\"/></svg>", "mask_w": 264, "mask_h": 264}]
</instances>
